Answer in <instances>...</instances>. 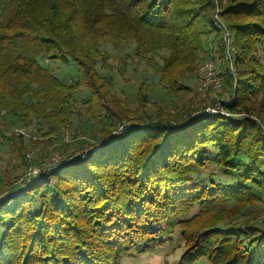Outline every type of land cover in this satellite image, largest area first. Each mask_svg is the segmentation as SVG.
I'll return each instance as SVG.
<instances>
[{
	"label": "trees",
	"instance_id": "trees-1",
	"mask_svg": "<svg viewBox=\"0 0 264 264\" xmlns=\"http://www.w3.org/2000/svg\"><path fill=\"white\" fill-rule=\"evenodd\" d=\"M225 1L0 0V121L23 126L37 118L51 128L41 137L55 142V129L72 123L71 97L82 87L96 113L110 97L104 87L113 85L96 69L100 37L115 47L134 43L136 54L168 51L163 66L152 65L160 84L166 92L190 90L176 76L185 69L194 79L211 55L221 60L213 15ZM220 16L237 51L229 116L162 119L161 113L150 126H124L115 135L124 118L110 111L113 120L103 121L102 136L84 158L61 161L20 188L16 177L8 185L0 175V197L7 193L0 198V264H120L130 251L153 253L177 227L185 249L176 264L204 257L209 264H264V225L248 232L221 228L220 216L202 220L224 212L220 205L262 202L264 195V131L250 117L231 116L255 115L252 100L264 89V0H227ZM111 22H118L116 34L108 31ZM43 58L73 62L72 83ZM219 70L231 89L223 64ZM2 134L18 169L32 148L22 135ZM212 162L227 182H192ZM10 188L19 190L11 195ZM195 206L196 216L180 220Z\"/></svg>",
	"mask_w": 264,
	"mask_h": 264
},
{
	"label": "rangeland",
	"instance_id": "rangeland-1",
	"mask_svg": "<svg viewBox=\"0 0 264 264\" xmlns=\"http://www.w3.org/2000/svg\"><path fill=\"white\" fill-rule=\"evenodd\" d=\"M225 2L222 5L223 7ZM222 6L217 5V8L222 11ZM108 29L110 34H116L118 32V22L109 23ZM97 47L100 53L95 58L98 63L96 69L102 76L111 78L113 85L104 87V91L109 93L110 97L101 100V107L97 108L96 113L91 112V104L87 102L89 93L82 87L76 90L75 93L73 92L71 97L72 123L69 126L55 129L54 136H52L55 142H48L47 139L41 137L44 133H48L51 128L44 121L37 118L29 119L23 126L18 125L17 120L10 118H6L5 123L0 121V137L2 138L0 143V175L7 180L8 185L13 182L12 177L14 176L16 177L13 182L14 187H23L24 183L32 178L34 170L41 169L39 172L41 174L55 167L61 161L71 159V157L79 155L84 158L89 147L95 145V142H98V139L102 136L103 121L113 120L109 117L110 111L124 118L121 123L115 124L116 127L111 131V134L118 135L124 126H150L151 121L161 113L162 119L181 117L182 119H188L198 112H203V109L213 104L214 101L227 98L229 95L230 86L226 82L221 91L199 93L192 90L194 89V79L188 77V71L185 69L180 71L176 76V80L190 90L183 91L175 88L171 92H166L164 86L159 82V76L154 73L152 67L154 64L164 65L165 59L169 57V52L166 50H143L140 54H136L134 43L120 44V46L115 47L108 37H100L97 41ZM43 59L42 63L47 65L56 77L66 79L68 83H72L73 77L76 75V66L73 62L68 64H63L61 61L50 63L48 59ZM105 66L107 67L104 69ZM0 89L4 88L0 86ZM252 103L253 108L251 110L255 115L249 116L247 112L240 111L231 116L236 119L250 117L264 131V89L263 92L253 98ZM32 120L37 122L36 135L41 137L40 144L34 147L33 143L39 140L30 141L27 138L25 139L26 144L32 149L25 154L21 167L19 166L17 169L15 157L9 153L4 144L2 133L18 136L19 134L15 130L28 127ZM64 132L72 136L70 142H64L60 139ZM208 156L212 157L214 154L209 152ZM55 158H58L56 163L54 162ZM209 165L202 172L189 177L191 180L193 179L192 182L204 181L209 184L211 181L216 183L220 181L226 183L227 180L221 175L216 164L212 162ZM6 173L10 175L8 179ZM19 188L15 191L10 188L8 194H17L16 191ZM4 196H7V193L0 198ZM262 197V202H250L248 205L228 204L224 207L220 205V210H225L224 212L209 213L202 220L220 216V219H222V222H220L221 228H227L228 225L232 227L239 225L242 230L249 232L248 227L251 229L264 225V195ZM199 211L200 207L195 206L186 216L180 217V220L192 218ZM226 213L228 214L226 215ZM182 235V230L177 227L172 234H167L164 243L158 246L153 253L130 251L122 256L120 264H176L185 249V240ZM197 263L209 264V261L204 257Z\"/></svg>",
	"mask_w": 264,
	"mask_h": 264
},
{
	"label": "built area",
	"instance_id": "built-area-1",
	"mask_svg": "<svg viewBox=\"0 0 264 264\" xmlns=\"http://www.w3.org/2000/svg\"><path fill=\"white\" fill-rule=\"evenodd\" d=\"M221 11L216 7L214 12V23L220 31V54L221 60L211 55L209 58L204 60L198 67L197 73L194 78V89L199 93H207L209 91H221L224 87V77L221 75L219 67L223 64L224 69L230 75V81L232 83V88L229 89V95L227 98L216 100L213 104L203 109L205 115H226L229 116L225 106L233 102L235 95V88L237 82V51L234 45L233 34L228 29L226 22L220 16ZM37 122L33 120L23 129H16L19 135H22L25 139L37 141L40 138L36 135ZM65 133V132H64ZM62 134L61 139L64 142H70L72 136L69 133ZM2 138L0 137V143ZM54 162H58V158L54 159ZM40 170H34L32 173V178L37 177L40 173ZM30 180V179H29ZM28 180V181H29Z\"/></svg>",
	"mask_w": 264,
	"mask_h": 264
}]
</instances>
